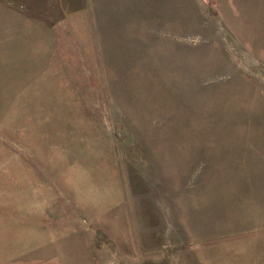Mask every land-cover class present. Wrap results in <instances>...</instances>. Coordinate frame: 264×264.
I'll return each instance as SVG.
<instances>
[{"label": "rangeland", "instance_id": "1", "mask_svg": "<svg viewBox=\"0 0 264 264\" xmlns=\"http://www.w3.org/2000/svg\"><path fill=\"white\" fill-rule=\"evenodd\" d=\"M0 264H264V0H0Z\"/></svg>", "mask_w": 264, "mask_h": 264}]
</instances>
